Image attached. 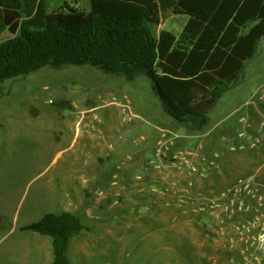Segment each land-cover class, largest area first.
<instances>
[{
	"label": "rangeland",
	"instance_id": "1",
	"mask_svg": "<svg viewBox=\"0 0 264 264\" xmlns=\"http://www.w3.org/2000/svg\"><path fill=\"white\" fill-rule=\"evenodd\" d=\"M42 1L48 13L66 11V5L91 10V0ZM183 24L182 18L175 17L164 28L177 33ZM12 37L6 31L0 42ZM263 82L264 38L247 64L244 81L223 96L211 116L220 119L243 107ZM1 90L0 264H47L39 258L36 242L50 238L23 228L67 207L81 219L83 234L103 236L106 230L104 238L89 241L88 248L76 253L71 248L80 235L73 237L68 254L71 264H214L212 253L225 254V242L218 232L199 227L202 218L196 213L179 216L174 204L168 205L162 197L150 199L147 194L132 199L125 187L126 193L108 194L100 205L99 192H105L109 184H120L125 177L132 185L146 187L142 184L145 165L156 166V151L167 136L171 134L165 141L172 143L171 148L175 138L186 139L185 129L164 112L147 76L130 81L88 65L58 70L45 67L6 80ZM92 106L93 110L87 109ZM59 114L64 119L59 120ZM168 123H174L177 134L161 130ZM187 142L185 146H195L194 140ZM61 150L66 151L58 157ZM172 158L166 157L164 162L178 171L168 160ZM72 166L102 181L93 195L95 204L82 214L74 212L77 202L87 207L93 200L81 193L80 174L61 192L54 179ZM66 191L72 192V201L65 197ZM170 211L173 215L167 214ZM201 251L207 253L205 259L198 257ZM228 258L227 253L218 264H228Z\"/></svg>",
	"mask_w": 264,
	"mask_h": 264
},
{
	"label": "trees",
	"instance_id": "2",
	"mask_svg": "<svg viewBox=\"0 0 264 264\" xmlns=\"http://www.w3.org/2000/svg\"><path fill=\"white\" fill-rule=\"evenodd\" d=\"M89 12L42 0H0V98L6 80L42 68L91 66L134 81L147 76L164 112L192 131L240 85L264 38V0H91ZM172 15L183 30L160 29ZM53 241V264H70V241L84 226L48 213L23 228Z\"/></svg>",
	"mask_w": 264,
	"mask_h": 264
},
{
	"label": "crops",
	"instance_id": "3",
	"mask_svg": "<svg viewBox=\"0 0 264 264\" xmlns=\"http://www.w3.org/2000/svg\"><path fill=\"white\" fill-rule=\"evenodd\" d=\"M175 17L183 19L184 24L181 28L182 31L183 27L187 23V18L178 17L174 15H172L165 22H163V25L161 26L160 29L168 30L164 28V25L169 19ZM232 90L228 92H231ZM253 95L254 93L251 95V98L245 102L243 107H238V109L234 110L232 113L227 114L226 116L220 119H218V117L215 118L216 115L215 117L211 116V113L216 108L215 107L209 114L208 125L203 130L192 131L187 126L178 123L180 126H182L185 129L186 139H182V138L174 139L175 145L168 152L167 154L168 158H172L174 155H178L183 152H195L199 154L202 158L204 157L209 161H213L215 163V167L214 166L209 168L207 167L208 171L206 176L202 177L200 175H195L193 178H191L185 171L172 170L168 162L167 163L164 162L165 160H167L165 159L166 157H164L163 159H157V161L155 162L156 166L145 165L146 166L145 169L147 172L146 180L142 184L145 185L146 187H140L141 183L139 185L138 184L132 185L127 180V177H125L120 183L121 187H119L120 184L118 182H115L113 184H109L108 187L106 186L107 190L105 192L103 191L99 192V194L102 196V198L100 199L101 201H99L100 205L105 204L104 201L108 197V194L119 196L120 194L126 193L124 191L126 187V190L128 188L130 189V191L127 192L126 194L132 196L133 197L132 199L134 198L140 199L142 196L145 195L147 196V194L149 195L150 199L154 198L155 196L162 197L163 199H165V202H167L168 205L171 206L174 204L176 210L180 211L179 216L183 217V214L194 215L191 206L189 205L182 206L181 202L179 203L180 197L183 195L189 196L191 199L196 201L195 204H197L200 201L201 196L206 198L214 194H217L230 187L241 177H246L249 175H257L261 180L264 181V171H262L264 169V142L258 145L257 147L258 149L248 148L247 150H240L238 146H236V143H238L239 141L238 132L241 129V124L239 123L240 118L249 117V118H254L256 120L264 119V103L260 102L258 99H253ZM93 107L94 106L87 109L93 110ZM234 117H236V119L232 120ZM60 119H64V118H62L61 115L59 114V120ZM166 125H167L166 127H160L161 130L169 129L170 132L176 133L177 127L174 125V123H168ZM216 132L220 133V135L216 134ZM253 134H255V132H253ZM157 138L158 136L156 137V141ZM168 138H171V134L169 135ZM193 140L195 141V146L193 148H190L189 146H185L188 145L187 141H193ZM65 151L66 150L59 151L58 157L63 155ZM69 152L70 151L68 149V153ZM195 163L198 164L199 167L202 166V164L196 160ZM74 167L75 166H72V168L68 167L65 173L61 172L54 178L55 181H57L59 192L64 191L65 186L72 185L71 183H73V181L75 180V175L80 174V178L83 180L81 184V193L84 195L85 198H89L93 200L94 192L97 189H100L102 185V181L100 177L90 172H85L82 170L76 171ZM172 174H174V176ZM125 183H127L129 187L125 186ZM66 193L67 195L65 197L70 199V201H72L73 199V197H71L72 192L70 193L66 191ZM95 202L96 200L91 201V205L87 207L85 206L84 203L77 202V205L74 208V212L77 214H82V212L85 211L84 209L92 208L93 207L92 204H95ZM179 205H181L182 207H179ZM69 208L67 207L66 210L62 211L61 213L63 212L71 213L70 212L71 208L70 209ZM56 214H60V213H56ZM167 214L173 215V211H170ZM197 216H200L202 218V221H200L198 224L199 227H201L203 230L208 228L212 233H214L215 231L216 233L218 232L216 229V224L214 222L212 223L214 219L210 217L211 215L209 216L208 213H201L198 214ZM206 216H209V218ZM209 219H213V220L210 222ZM187 230L190 229L187 228ZM105 231L103 236L94 235L91 232H87L83 234L82 231L79 234L80 236L77 235L79 237L77 239V242L73 244L71 248V252L73 251L74 253H76L77 251H79V249L81 250L88 248L90 246L89 241L91 243L93 241H98V240L100 241L101 238H104L106 234ZM203 232L204 231H202L201 233L202 236H203ZM208 236L209 235H207V237ZM44 237H48V236H44ZM36 245H37L36 249L39 258L45 260L47 264H53L54 252H53L52 239L43 238L37 240ZM227 253H228L227 250L225 251V254H223V256L212 253L213 256L212 259L214 264H218L217 260L221 261L223 258L226 257ZM206 255H207L206 252L201 251L198 254V257H200L201 259H205L207 257Z\"/></svg>",
	"mask_w": 264,
	"mask_h": 264
},
{
	"label": "built area",
	"instance_id": "4",
	"mask_svg": "<svg viewBox=\"0 0 264 264\" xmlns=\"http://www.w3.org/2000/svg\"><path fill=\"white\" fill-rule=\"evenodd\" d=\"M253 99L264 103V82L257 88ZM240 124L238 140L241 150L255 149L264 142V119L242 117ZM167 138L162 139L163 144L156 151L157 159L168 157L172 143L165 142ZM170 160L174 169L187 172L191 178L195 175L204 177L208 168L215 166L213 161L208 162L195 152H183ZM195 160L202 166L199 167ZM180 202L182 206H191L196 214L208 213L214 218L229 253L228 264H264V181L257 175L241 177L210 197L201 196L197 204L184 195Z\"/></svg>",
	"mask_w": 264,
	"mask_h": 264
}]
</instances>
